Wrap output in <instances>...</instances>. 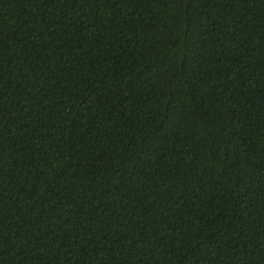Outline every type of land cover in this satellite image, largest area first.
<instances>
[{"label":"trees","instance_id":"trees-1","mask_svg":"<svg viewBox=\"0 0 264 264\" xmlns=\"http://www.w3.org/2000/svg\"><path fill=\"white\" fill-rule=\"evenodd\" d=\"M0 264H264V0H0Z\"/></svg>","mask_w":264,"mask_h":264}]
</instances>
